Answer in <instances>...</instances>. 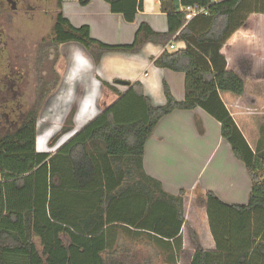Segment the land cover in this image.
Returning a JSON list of instances; mask_svg holds the SVG:
<instances>
[{
    "label": "trees",
    "instance_id": "16d2710c",
    "mask_svg": "<svg viewBox=\"0 0 264 264\" xmlns=\"http://www.w3.org/2000/svg\"><path fill=\"white\" fill-rule=\"evenodd\" d=\"M64 1L56 0L52 38L41 44L39 73L55 74L53 64L64 44L82 45L98 65L108 53L137 54L147 43L184 42L186 49L166 51L154 65L185 75V99L177 101L165 84L167 102L155 107L141 83L130 85L125 94L106 84L117 100L52 155L38 152L37 125L61 78L58 73L53 83L51 76L46 82L41 78L31 107L16 120L0 116V264H137L130 250L121 251L125 236L131 243L153 245L166 264H178L186 191L176 196L166 192L146 174L143 162L160 121L175 111L196 109L221 124L222 138L245 165L252 189L242 206L227 204L213 192L203 195L216 249L198 248L191 264H264V152L251 148L221 98L230 93L255 102L246 94L244 78L264 81V73L253 75L246 57L238 59L241 75L228 70L225 47L237 34L254 35L256 16H264V0H181L184 7L207 14L189 22L182 13L171 14L167 33L142 25L130 45L104 44L91 37L88 26L74 27L63 15ZM105 1L128 23L143 10V0ZM89 2L80 0L83 6ZM51 51L55 57L47 66L44 59ZM74 116L75 110L51 147L74 132ZM196 126L203 134L198 118Z\"/></svg>",
    "mask_w": 264,
    "mask_h": 264
},
{
    "label": "crops",
    "instance_id": "0c3cea01",
    "mask_svg": "<svg viewBox=\"0 0 264 264\" xmlns=\"http://www.w3.org/2000/svg\"><path fill=\"white\" fill-rule=\"evenodd\" d=\"M183 8L181 2V10ZM62 12L74 27L88 26L93 39L108 45L133 44L142 25L149 26L156 33H167L169 31V15L178 14L174 0H143V10L138 12L134 23H128L122 14L113 13L111 5L105 0H90L86 6L81 5L80 0H65ZM260 17L264 18V16H256V29L253 36L237 34L234 42L225 47L228 70L241 75L238 70L240 57L250 59L253 63V71L255 70L258 60L255 51L244 52L238 43L240 39L252 40L255 38ZM63 47H66L68 51V53L67 51L64 53L68 58H64V62L66 59V63L63 62L65 73L62 75L60 87L54 93V97L59 107L65 105H60L62 102L76 104L71 107L73 110H70L71 112L75 110L78 126L76 125L74 132L64 138L63 142L57 143V148L117 100V94L107 88L106 84L114 87L117 92L125 94L130 85L141 83L145 96L152 101L155 107L164 106L167 102L164 92L165 84L169 86L177 101L182 102L185 99V75L160 69L154 65V61L164 52L174 53L186 49L184 42L170 43L167 46L147 43L137 54L108 53L102 57L98 65L82 45L78 43L64 44L60 47V52L63 51ZM261 58L264 68V54ZM118 82L128 85H120ZM246 94L256 102V98L248 94L247 85ZM221 98L254 150L253 143L247 137L249 131L245 127V121L241 118L239 123L236 117L238 114L236 109L241 107L246 98L236 97L230 93H221ZM106 101L110 102L109 105L102 107V103ZM55 108L51 107L50 109H53L51 111L53 113L58 112L57 115H60V119L56 118V122L60 124L63 115L68 111H65L66 107L61 111H57ZM54 116L56 115L54 114ZM196 118L200 120L204 128L203 134L198 131ZM239 124H242L243 127L241 128ZM54 132L47 131L43 135H39L37 125V150L39 153H45L44 150L48 146L47 140L52 138L51 135ZM143 163L146 174L160 181L169 194L176 196L181 190L193 193L199 188L203 195L213 192L223 202L230 205H247L249 201L252 181L245 165L234 156L231 146L222 138L221 124L202 109L175 111L162 119L146 144ZM184 210L187 222L189 220L187 206ZM203 213L207 228L201 233L197 231L198 241L200 245H203L202 249L215 251L216 245L210 231L206 206L203 208ZM198 224L197 221H194L193 227H197ZM183 233L184 227L182 236ZM183 242L185 246L184 238Z\"/></svg>",
    "mask_w": 264,
    "mask_h": 264
},
{
    "label": "rangeland",
    "instance_id": "374dc122",
    "mask_svg": "<svg viewBox=\"0 0 264 264\" xmlns=\"http://www.w3.org/2000/svg\"><path fill=\"white\" fill-rule=\"evenodd\" d=\"M56 13V0H0V116L7 115L8 119L16 120L21 111L31 107L36 101L37 87L40 86L41 78L45 77L46 82L49 81L51 76L53 83L58 73L62 80V75L65 73L64 58H68L64 54L67 51L66 47H63V51L60 52L61 58L57 59L55 64L52 63L55 57L53 51L48 52L47 57L44 59L45 63L48 62L47 66H51V63L54 65V75L48 71L46 72V68L43 69L45 72L42 73H39L38 69L41 44L49 42L52 38V28ZM238 44L244 52L255 51L258 56L255 70L252 74L264 73L261 58L264 54L263 17L258 20V31L255 38L252 40L240 39ZM64 63H66V59ZM244 80L246 81L248 94L256 98V102L252 104L245 99L241 107L236 109L238 113L236 117L239 123L241 118L245 121V127L249 131L247 137L253 143L254 150L257 153L264 152V81H256L252 77H247ZM56 91L48 97L38 118L39 135H43L47 131H55L51 135L52 138L50 137L47 140L48 146L44 150L45 153L52 155H55L60 147H51L50 142L54 136L61 132L63 125L69 119V117L67 119V116H70V112L73 110L71 107L76 106V104L72 105L73 103L68 104L67 102L60 104H65L64 106H57L54 97ZM109 103V101L103 102L102 107L109 105ZM50 105H52L53 109L57 107L55 108L57 111L64 110L63 108L66 107L65 111L68 112L63 115L60 124L56 122V118L59 120L60 115H57L58 112H51L53 109H50ZM76 119L75 116L73 120L74 127L77 125ZM239 125L241 128L243 127L242 124ZM58 126L59 128H57ZM66 137L64 136L58 143L63 142ZM69 140L70 138L66 139L64 143ZM185 206H187L189 218L187 222L185 220L183 226V238L186 245L184 246L183 242V252L181 257H179L178 264H189L196 250L203 247V245L199 244L197 231L201 233L207 228L206 219L203 218L204 213L202 214L205 201L199 188L193 193L186 191L184 209ZM194 221L199 223L197 227H193ZM119 246L121 251L122 249L130 250L131 254L129 256L137 264L144 263L148 258L152 259L153 264H166L165 258L151 244L145 242L131 243L125 236L124 239H121Z\"/></svg>",
    "mask_w": 264,
    "mask_h": 264
},
{
    "label": "built area",
    "instance_id": "2783aa9c",
    "mask_svg": "<svg viewBox=\"0 0 264 264\" xmlns=\"http://www.w3.org/2000/svg\"><path fill=\"white\" fill-rule=\"evenodd\" d=\"M181 13L185 15V19L187 22L191 21L193 18L200 14H207L204 9H200L197 7H184L181 10ZM174 47L172 46V49Z\"/></svg>",
    "mask_w": 264,
    "mask_h": 264
},
{
    "label": "water",
    "instance_id": "95a60500",
    "mask_svg": "<svg viewBox=\"0 0 264 264\" xmlns=\"http://www.w3.org/2000/svg\"><path fill=\"white\" fill-rule=\"evenodd\" d=\"M174 2H175V7H176V11H177V13L179 14L181 11V2H180V0H174ZM118 84H120V85H128L127 83H124V82H118Z\"/></svg>",
    "mask_w": 264,
    "mask_h": 264
}]
</instances>
